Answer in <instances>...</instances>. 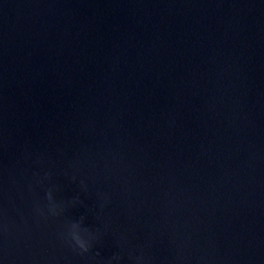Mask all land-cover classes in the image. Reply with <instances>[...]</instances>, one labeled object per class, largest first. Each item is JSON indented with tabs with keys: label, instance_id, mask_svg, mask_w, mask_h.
Returning <instances> with one entry per match:
<instances>
[{
	"label": "water",
	"instance_id": "1",
	"mask_svg": "<svg viewBox=\"0 0 264 264\" xmlns=\"http://www.w3.org/2000/svg\"><path fill=\"white\" fill-rule=\"evenodd\" d=\"M0 264H264V0H0Z\"/></svg>",
	"mask_w": 264,
	"mask_h": 264
},
{
	"label": "clouds",
	"instance_id": "2",
	"mask_svg": "<svg viewBox=\"0 0 264 264\" xmlns=\"http://www.w3.org/2000/svg\"><path fill=\"white\" fill-rule=\"evenodd\" d=\"M52 197H51V193H49V195H48V199L50 200ZM81 250L83 251V252H87L88 251V247H84V246H81Z\"/></svg>",
	"mask_w": 264,
	"mask_h": 264
}]
</instances>
